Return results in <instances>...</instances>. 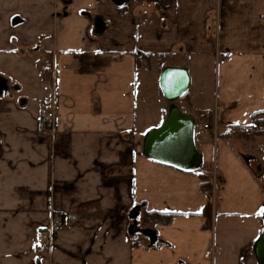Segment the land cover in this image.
<instances>
[{"label":"crops","instance_id":"obj_1","mask_svg":"<svg viewBox=\"0 0 264 264\" xmlns=\"http://www.w3.org/2000/svg\"><path fill=\"white\" fill-rule=\"evenodd\" d=\"M166 67L215 127L190 171L142 152ZM263 110L264 0H0V264H257L264 135L238 128ZM149 211L174 214L153 242Z\"/></svg>","mask_w":264,"mask_h":264},{"label":"water","instance_id":"obj_2","mask_svg":"<svg viewBox=\"0 0 264 264\" xmlns=\"http://www.w3.org/2000/svg\"><path fill=\"white\" fill-rule=\"evenodd\" d=\"M189 76L184 68L166 67L161 71L159 86L165 99L170 103L168 112L159 126L148 130L142 144L143 154L162 164L173 166L183 171L196 168L201 156L194 145L193 116L183 114L174 103L187 90ZM137 210L130 213L136 216ZM132 226L130 231L132 232ZM142 232L155 241L154 232L150 229ZM257 264H264V216L263 228L253 245Z\"/></svg>","mask_w":264,"mask_h":264},{"label":"trees","instance_id":"obj_3","mask_svg":"<svg viewBox=\"0 0 264 264\" xmlns=\"http://www.w3.org/2000/svg\"><path fill=\"white\" fill-rule=\"evenodd\" d=\"M240 135H264V110L259 111L253 115L252 123L249 126L238 128ZM201 185L204 189L210 188V183L207 182V177L205 174H200ZM173 213L170 212H157L149 211L145 212L144 220L145 222H150L153 224H163L167 223Z\"/></svg>","mask_w":264,"mask_h":264},{"label":"built area","instance_id":"obj_4","mask_svg":"<svg viewBox=\"0 0 264 264\" xmlns=\"http://www.w3.org/2000/svg\"><path fill=\"white\" fill-rule=\"evenodd\" d=\"M196 126L204 132H213L215 134V127H212L208 121V115L204 112L198 114L196 120ZM55 126V114L54 112L47 108H40L39 117L37 121V135L48 136L54 130ZM39 243L48 245L50 240L48 238L41 237L37 240Z\"/></svg>","mask_w":264,"mask_h":264},{"label":"rangeland","instance_id":"obj_5","mask_svg":"<svg viewBox=\"0 0 264 264\" xmlns=\"http://www.w3.org/2000/svg\"><path fill=\"white\" fill-rule=\"evenodd\" d=\"M178 103H182V100L181 99H177L176 100ZM195 118H197V117H195ZM198 131V128H196V132ZM210 131V130H209ZM213 133V132H212ZM240 134V133H239ZM242 136H244V135H242ZM210 172V170H208V169H206L204 172H203V174H205L206 175V177H207V173H209ZM144 215H145V213L144 212H142V219H141V221H137L136 223H137V225L135 226V228H134V236H136V237H140V236H143V232H142V230H145V229H148L147 228V226H149V225H152V223H150V222H145V220H144ZM145 235V234H144ZM145 236H147V235H145Z\"/></svg>","mask_w":264,"mask_h":264},{"label":"snow or ice","instance_id":"obj_6","mask_svg":"<svg viewBox=\"0 0 264 264\" xmlns=\"http://www.w3.org/2000/svg\"><path fill=\"white\" fill-rule=\"evenodd\" d=\"M262 215H264V211H262V213H261Z\"/></svg>","mask_w":264,"mask_h":264}]
</instances>
